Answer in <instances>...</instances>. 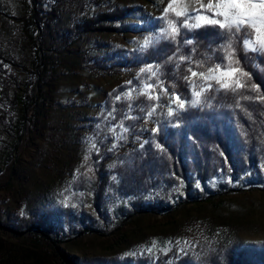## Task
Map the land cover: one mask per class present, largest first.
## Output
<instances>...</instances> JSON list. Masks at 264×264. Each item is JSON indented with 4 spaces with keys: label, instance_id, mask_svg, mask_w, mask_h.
Returning <instances> with one entry per match:
<instances>
[{
    "label": "rangeland",
    "instance_id": "1",
    "mask_svg": "<svg viewBox=\"0 0 264 264\" xmlns=\"http://www.w3.org/2000/svg\"><path fill=\"white\" fill-rule=\"evenodd\" d=\"M6 1L13 6L20 25L24 2L33 4L34 0ZM108 1L121 8H137V12L118 25L120 33H104L92 41L66 45L57 32L72 24L84 7L90 10L94 0H39V8L51 23L50 33L42 36L41 56L46 82L54 87L51 121L43 138L24 135L18 164L10 165L0 176V264H156L182 255L179 249L187 250L201 236H230L239 248L264 250V128L256 130L251 122L244 127L242 119L248 110L263 103L241 101L237 108L233 94L219 90L202 94L215 98L192 107L190 93L198 91L203 82L190 77V87L184 80L185 75L190 76L186 69L191 66L195 71H206L215 63L220 55L215 51L216 33L211 27L198 30V41L182 45L173 61L164 63L173 48L157 39L164 21L155 18L161 16L167 0ZM193 8L199 5L192 4L190 11ZM169 18L178 25L184 19L172 13ZM20 29L17 27L15 33ZM145 39H150V44L141 53ZM153 48L156 51H150ZM190 48L195 51L190 52ZM181 55L189 56L191 65L180 61ZM154 60L162 62L154 68L156 76L140 72L143 62ZM246 60L264 81L262 58L249 53ZM15 74L34 80L31 72L20 67ZM147 84L155 87L148 89ZM32 90L35 94L36 87ZM239 92L258 95L250 89ZM115 93L120 97L118 104H127L130 99L145 100L144 107L159 104L152 120L144 125L159 130L155 133L158 137L149 139L143 149L140 144L144 140L137 130L131 139L117 140L115 146H120L125 156L118 164L121 167L113 170L124 177L139 178L142 159L169 155L171 146L178 145L183 149L189 177L162 188L144 187L138 196H118L97 213L90 199L93 190L81 180L85 165H92L93 152L90 133L83 132V126L100 130L97 120L104 113L107 98ZM173 93L189 99L186 110L171 103ZM146 94L159 99L148 100ZM229 122L237 128L225 134L222 126ZM74 127L84 139L73 144L64 136ZM95 155L96 170L106 174L111 170L109 155ZM67 160L72 166L64 172L62 164ZM113 182L105 176L100 186L108 193Z\"/></svg>",
    "mask_w": 264,
    "mask_h": 264
},
{
    "label": "trees",
    "instance_id": "2",
    "mask_svg": "<svg viewBox=\"0 0 264 264\" xmlns=\"http://www.w3.org/2000/svg\"><path fill=\"white\" fill-rule=\"evenodd\" d=\"M39 4V0H34L33 4L24 2L25 9L20 19L21 24L18 25L13 6L6 0H0V176L10 165L18 164L19 147L24 135L29 133L31 137L43 138L44 131L47 130L46 126L51 121V95L54 87H49L47 84V77L44 76L41 66V56L44 54L42 36L50 33L51 23L49 18L44 16L47 14L39 8ZM136 12L137 8L134 7L121 8L108 0H94V5L90 10L84 7L83 12L73 20L72 24L62 27L57 33L66 41V45L70 42L76 45L92 41L104 33H120L121 28L118 25L124 23ZM17 27L21 29L15 33ZM26 56L30 58L25 59ZM246 59L242 58L241 66L250 72L252 78L250 81L244 80L245 85L251 82L259 84L260 93L264 95V81L259 77V72L253 65L246 64ZM19 67L31 72L34 80L29 82L27 78H22L19 74L16 75L15 69ZM33 86L36 87L35 94H33ZM248 89L249 86L243 90ZM117 94H111L106 100L104 113L97 120L100 130L91 131L90 125L83 126V132L90 133V137L99 148V153L109 155L107 160L111 170L106 171V174L96 170L98 163L96 162L95 149L91 153L92 161L90 162L92 165H85V169L81 172V180L87 182L93 190L90 192L92 193L90 199L97 213H101L109 200H114L118 196H138L144 187L158 186L162 188L173 181L186 180L189 177L183 149L178 145L171 146L169 155L162 154L153 159L146 157L145 161L142 159L141 168L143 170L139 178L118 175L117 169L121 167L118 164H122L125 154L120 150V146L113 145H117V140L131 139L135 134L132 132L136 130L141 140H149L153 136H157V133H151V130L144 125L154 117V112L150 117L147 116V112L153 108L156 109L159 104H150L144 107L145 100L132 101L130 99L125 102L127 104L122 105L118 104L116 100ZM110 111L112 112L111 116L108 115ZM240 115L237 114V117L240 118ZM242 119L244 127H247L251 122L255 125L256 130L263 129L264 103L248 110L247 116ZM87 121H91V119ZM133 123L136 124L132 125ZM229 123L222 126L225 134H230L237 128L234 122ZM113 125H115V130L110 131L109 129ZM124 128L129 130L123 132ZM56 130L60 132L58 128ZM76 130L77 127L71 128V133L64 136L65 141L69 137L74 144L84 139L83 134ZM33 144L37 145L35 141ZM109 148H113V152H108ZM108 161L104 162L108 163ZM63 163L64 172L69 171L72 161L67 160ZM114 167L117 169L113 170ZM89 168L92 171H88ZM103 168L104 166H101V169ZM105 176H108L109 179L116 177L108 193H105L103 187L100 186ZM102 207L103 209H101ZM167 262L169 264H264V250L262 248H239L235 246L230 236H201L182 255L161 259L156 264H168ZM68 264L76 263L71 261Z\"/></svg>",
    "mask_w": 264,
    "mask_h": 264
},
{
    "label": "snow or ice",
    "instance_id": "3",
    "mask_svg": "<svg viewBox=\"0 0 264 264\" xmlns=\"http://www.w3.org/2000/svg\"><path fill=\"white\" fill-rule=\"evenodd\" d=\"M192 4L199 5V8H193L190 11ZM169 13L174 14L176 18L183 17L180 20L179 25L175 19L169 18ZM210 13V14H209ZM155 19L163 20L164 25L158 28L160 36L157 38L161 44L171 46L173 48L172 55L166 57L164 63L173 61V58L180 51L181 46H191L194 41L199 40V31L211 27L216 33V53H219L215 58V63L207 68L206 71H195L189 66L186 71L189 75L184 76V80L188 81L191 87L190 77H199L203 82L198 91H191L190 103L192 107L199 106L202 101L209 103L215 97L212 95L203 96L204 93H212L214 91L223 90L225 93H232L235 106L239 108L241 101H259L264 103V95H259L261 92L260 85L257 83H251L249 86L250 91L258 93L255 97L252 95H245L239 90L246 87L243 78L251 80V74L249 71H245L241 66L242 58L246 59L249 53L255 54L257 57L262 58L264 62V0H207L204 3L203 0H167V6L162 9L160 17ZM190 20L195 22L190 23ZM182 29L184 32L182 33ZM150 44V39H145L143 44L139 48V52L143 53ZM133 51H136L134 49ZM150 51H156V48ZM190 52H194L195 48H190ZM180 61H187L191 65L192 61L189 56H179ZM144 66L140 67V72H148L150 76H156L157 72L154 68H159L161 61H145ZM197 66H200L199 64ZM179 67V64L176 65ZM128 84H132V81H128ZM146 88L152 89L154 84L145 85ZM131 89L128 90L130 95ZM147 95V94H146ZM120 97L117 96L116 100ZM148 100H158V96L147 95ZM171 103H174L180 110H186V105L189 103V99L182 98L179 94L173 93L171 96ZM131 107V105H129ZM114 111V109H113ZM143 111V109H141ZM155 109L147 112V116H152ZM173 110L169 107L168 115L171 116ZM109 116L112 115L110 111ZM132 118V117H126ZM99 128V124H97ZM115 130V125L109 129ZM129 129L124 128L123 131L127 132ZM159 129H151V133L155 134ZM91 143V147L99 153L97 144L93 142V138H88ZM148 140H144L140 144V148L143 149L145 144H149ZM115 146V145H113ZM157 148H161L160 144L156 145ZM112 151L111 148L108 149ZM223 155V153H221ZM87 156L84 157L87 160ZM79 171V169H77ZM92 171V169H88ZM116 177H113L115 180ZM230 182V181H229ZM200 185L198 184L197 187ZM61 204L65 207L64 200H61ZM75 207L76 205H72ZM23 215V213H21ZM177 244L180 241L176 242ZM184 243H187L186 241ZM155 246V241H153ZM151 252L152 249H147ZM179 251L184 253L186 250L180 248Z\"/></svg>",
    "mask_w": 264,
    "mask_h": 264
}]
</instances>
